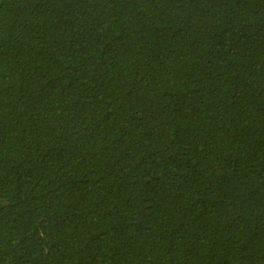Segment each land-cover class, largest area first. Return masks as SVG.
I'll list each match as a JSON object with an SVG mask.
<instances>
[{
  "label": "trees",
  "instance_id": "1",
  "mask_svg": "<svg viewBox=\"0 0 264 264\" xmlns=\"http://www.w3.org/2000/svg\"><path fill=\"white\" fill-rule=\"evenodd\" d=\"M0 264H264V0H0Z\"/></svg>",
  "mask_w": 264,
  "mask_h": 264
},
{
  "label": "bare ground",
  "instance_id": "2",
  "mask_svg": "<svg viewBox=\"0 0 264 264\" xmlns=\"http://www.w3.org/2000/svg\"><path fill=\"white\" fill-rule=\"evenodd\" d=\"M179 174H180V173H179ZM179 174H178V175H179ZM177 181H178V180H177ZM168 198H169V197H168ZM236 214H237V212H236ZM236 214H235V215H236ZM237 215H238V214H237ZM237 215H236V218H237ZM228 232H229V231H228ZM228 232H227V233H228Z\"/></svg>",
  "mask_w": 264,
  "mask_h": 264
}]
</instances>
